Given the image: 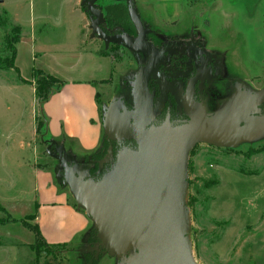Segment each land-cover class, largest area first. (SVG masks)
<instances>
[{
    "label": "rangeland",
    "instance_id": "obj_1",
    "mask_svg": "<svg viewBox=\"0 0 264 264\" xmlns=\"http://www.w3.org/2000/svg\"><path fill=\"white\" fill-rule=\"evenodd\" d=\"M89 1L0 0V16L6 21L0 24V46L10 28L19 26L24 39L17 44L21 64L30 61L35 51L34 68H39L43 43V59L53 58L58 51L67 59L48 64L57 66L59 61L60 66H68L76 63L70 51L80 45V39L86 40L82 48L103 61L102 70L92 79L104 136V114L113 101L135 107L134 84L152 55L127 52L125 46L112 50L92 27L96 16L88 9ZM111 1L116 0H98L95 7ZM124 1L143 23L145 43L159 44L155 46L159 59L149 78L154 92L148 88L146 95L157 113L173 95L179 103L183 92L180 76L187 73L176 68V61L171 64L174 52L188 50L197 62L211 64L210 74L203 71L200 86L206 116L228 105L237 93L252 95L264 88V0H186L167 9L159 6L161 2ZM138 36L135 28L134 42ZM26 71L20 80L15 70L0 69V264H59L52 256L37 257L32 226H39L48 244L81 240L85 230L65 233L76 215L64 208L67 202L97 228L64 179V161L79 164L78 176L87 178L93 163L80 161L79 156L100 143L86 149L65 132L54 135L48 129L45 103L35 95L40 74ZM60 74L54 75L60 81L55 85H61L55 93L70 78ZM243 106L239 99L236 109ZM261 111L255 107L222 126L217 134H226V142L200 140L187 151L185 237L197 264H264V114H256ZM135 253L131 248L124 255L110 254L101 264H124Z\"/></svg>",
    "mask_w": 264,
    "mask_h": 264
},
{
    "label": "water",
    "instance_id": "obj_2",
    "mask_svg": "<svg viewBox=\"0 0 264 264\" xmlns=\"http://www.w3.org/2000/svg\"><path fill=\"white\" fill-rule=\"evenodd\" d=\"M90 0L89 11L96 16L92 27L107 42L122 41L133 51H148L150 64L135 84V107L128 109L122 100L113 101L104 114L103 126L111 140L132 142L117 153L111 168L100 179L78 176L79 164L64 161V179L78 204L96 222L101 245L124 255L136 253L124 264H197L185 237L187 211L184 206L186 154L190 146L204 140L226 142L217 131L264 100V88L255 94L237 93L230 103L206 116L203 106L192 100L193 80L184 96V110L191 121L172 125L169 119L152 124L156 116L148 97V81L156 68L159 51L145 43L146 31L131 7L132 21L139 32L136 42L128 35L110 36L100 29L103 12ZM242 99L244 106L237 110ZM65 155V154H63ZM65 160V156H64Z\"/></svg>",
    "mask_w": 264,
    "mask_h": 264
},
{
    "label": "trees",
    "instance_id": "obj_3",
    "mask_svg": "<svg viewBox=\"0 0 264 264\" xmlns=\"http://www.w3.org/2000/svg\"><path fill=\"white\" fill-rule=\"evenodd\" d=\"M131 7L132 5H129L124 0H116L107 3L105 7L98 8L104 14L100 23V29L110 36L124 34L130 36L133 40V33L136 27L132 21ZM5 23L6 21L0 16V24L5 25ZM20 40L21 28L19 26H12L0 46V69H13L19 75L20 80H23L21 71L16 64L17 44ZM108 44L111 45L112 50H116L120 46H125L127 52L134 53V51L129 49L122 41ZM157 45L159 44H156L155 46ZM36 72H39L40 76L37 77L35 95L38 102L43 105L57 90L61 88V85H55L60 81L56 79L54 75L41 68H34L32 74ZM147 87L151 89L152 84L150 81H148ZM259 106L264 110V100L261 101L258 107ZM130 108L131 107L128 105V109ZM40 128L41 121L38 122L37 130L39 131ZM62 140L63 138H60L57 141L61 142ZM125 145H132V142L128 140H111L106 134H104V136L102 135L97 149L87 151L79 156V158H81L80 161L93 163V167L90 169V174L87 178L100 179L102 175L111 168L118 151ZM94 226L95 225L93 224L89 225L82 234L81 240L76 243L64 242L48 244L44 241L39 231V226L35 224L32 226V230L35 232L36 240L35 243L32 244V248L37 257H40L41 254L52 256L53 260L58 261L57 263L59 264H65L66 259L71 264H78V262H81V264H101L107 256L115 253L106 250L101 245V240L98 237V228H95ZM83 237L84 239H82ZM65 251H67L68 255H65Z\"/></svg>",
    "mask_w": 264,
    "mask_h": 264
},
{
    "label": "crops",
    "instance_id": "obj_4",
    "mask_svg": "<svg viewBox=\"0 0 264 264\" xmlns=\"http://www.w3.org/2000/svg\"><path fill=\"white\" fill-rule=\"evenodd\" d=\"M145 1H147L146 3L149 5L151 3L156 2L159 4L161 2L159 6L164 5L167 9L175 6L174 4L179 3V1L185 2L186 0ZM85 41L86 40L84 39H80V45H76L73 50L70 51L69 54L72 55L70 58L71 60H75L76 63L68 66H60L63 63H60L59 65V61L57 66L54 64H48L49 62L56 60L67 59L61 57L59 51L58 53H55L53 58L43 59L42 53L45 50V44H39V63L42 60L39 68L52 75L61 76L60 71H62L65 75L70 76V78H66L67 80L65 81H67V83L62 87L61 91L53 94L44 104L45 115L47 114L50 117L47 122L48 129L56 136L65 132L67 135L77 139L80 145L84 148L94 149L98 146L102 138V126L99 121L100 113L96 100L97 89L92 78L98 75L97 71L100 72L102 70L103 61L100 57L96 56L95 53L88 51L85 47L82 48L81 45L84 44ZM23 42L24 39H21L18 44H23ZM32 42L35 45V41L33 40ZM19 55L20 49L18 47L16 64L18 63L21 74L24 75L25 70H27L26 72L31 73L35 67L34 62L37 60L35 51L32 53L31 60L28 62L26 61V63L21 64ZM68 108L70 110H68ZM52 125H54V128ZM64 204V208H67L71 215H73V213L70 209L76 213V215L73 216L74 224L71 223L70 226H67L66 230L68 231H65V233L68 235L81 234L89 227L86 215L83 212L76 210L67 202H64ZM78 218L80 219L78 220ZM38 220L40 223V219Z\"/></svg>",
    "mask_w": 264,
    "mask_h": 264
},
{
    "label": "flooded vegetation",
    "instance_id": "obj_5",
    "mask_svg": "<svg viewBox=\"0 0 264 264\" xmlns=\"http://www.w3.org/2000/svg\"><path fill=\"white\" fill-rule=\"evenodd\" d=\"M187 52H189V51L188 50L187 51H181L178 53L174 52V53L170 54L171 64L173 63L172 65H174L175 64L174 61H176V68L181 70V71H186V73H187L185 75L182 74L180 76V79L182 80V84H183L182 85V87H183L182 91L183 92H181V95L179 98V103L177 102L174 95L172 98H168L166 105H164V107L161 109V111L158 113L156 112V116H155L154 120L152 121V124H156V125L161 124L166 119H169L171 121L172 125H182V124H186V123L191 121L190 116H188L184 110V96L187 93L188 84H189V81L191 79L193 80V87H194L192 100L194 102L200 103L203 106L204 110H206V108L203 104L202 97L200 96V93H201L200 86L204 82V79L202 76V75H204L203 71L208 70L207 72L209 73V71H210L209 69H210L211 64L210 63H201V62L199 63L195 60V58L194 59L191 58L187 54ZM154 86L155 85H152L150 91L154 92ZM153 99L155 100V95H154ZM258 105L256 106V108L261 109L262 111L256 112V114H264L263 108L260 106L258 107ZM130 109H133V108L131 107ZM215 113L216 112L214 111L211 113V115H213ZM231 133L233 135L234 131H231ZM231 133H229V134L231 135ZM223 135H225V136H221V133H220V135L218 137L220 139L223 138L222 140L227 139L226 134H223Z\"/></svg>",
    "mask_w": 264,
    "mask_h": 264
}]
</instances>
